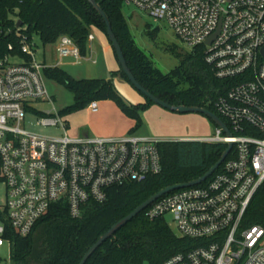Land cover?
Here are the masks:
<instances>
[{
  "label": "built area",
  "instance_id": "built-area-1",
  "mask_svg": "<svg viewBox=\"0 0 264 264\" xmlns=\"http://www.w3.org/2000/svg\"><path fill=\"white\" fill-rule=\"evenodd\" d=\"M167 23L191 48L203 45L204 61L225 92L213 102L230 134L215 125L199 142L229 143L221 165L200 184L170 191L144 209L149 220L169 216L168 226L193 246L157 264H264V226H242L247 207L264 182V0H123ZM18 49L0 54V211L14 232L30 234L51 204L65 203L72 217L82 206L102 203L107 189L140 182L161 170L156 136H71L54 109L37 44L17 32ZM211 38L210 43L207 39ZM89 33L87 40H92ZM59 58L80 62L82 54L67 34L54 41ZM50 102L37 111L29 102ZM96 101L88 107L96 110ZM26 110L38 112L36 124L61 135L26 130ZM230 155V156H229ZM229 156V157H228ZM228 157V158H227ZM0 247L9 241L3 236ZM151 264V263H144Z\"/></svg>",
  "mask_w": 264,
  "mask_h": 264
},
{
  "label": "trees",
  "instance_id": "trees-1",
  "mask_svg": "<svg viewBox=\"0 0 264 264\" xmlns=\"http://www.w3.org/2000/svg\"><path fill=\"white\" fill-rule=\"evenodd\" d=\"M96 1L108 16L132 75L146 90L166 103L205 107L215 113L213 102L226 87L204 61L203 45L183 55L176 54L180 64L163 74L135 47L125 23L123 0ZM17 20L21 21L18 27ZM90 29H99L106 35L101 16L87 0H0V54L6 52L8 43L18 49L17 32L28 39L36 35L42 44L53 43L58 36L67 34L77 44L80 54H85ZM44 74L55 78L73 95V102L60 114L82 109L91 101L110 99L135 121V130L141 124V112L153 104L145 97L143 104L124 101L113 83L118 74L130 84L120 68L108 79L77 80L57 67H49ZM157 148L161 160L158 173L140 182L109 187L107 198L102 203L86 202L79 217H72L65 203L56 202L37 220L30 234L21 236L13 231L5 213L0 211L3 236L10 243L9 264H77L88 247L112 224L157 190L201 177L219 160L226 145L186 139L159 142ZM257 223L264 226V182L256 190L241 224ZM192 243L178 236L164 217L149 220L143 210L106 239L84 264H157L174 253L189 250Z\"/></svg>",
  "mask_w": 264,
  "mask_h": 264
},
{
  "label": "rangeland",
  "instance_id": "rangeland-1",
  "mask_svg": "<svg viewBox=\"0 0 264 264\" xmlns=\"http://www.w3.org/2000/svg\"><path fill=\"white\" fill-rule=\"evenodd\" d=\"M122 8L128 32L131 39H133L135 47L141 51L144 56L151 61L152 65L161 73L166 74L168 71L180 64L181 60L176 56V54L183 55L191 50V47L188 46L186 42L177 38L170 26L164 21L155 19L154 17L148 15L147 12L136 8L133 5L123 4ZM98 32L100 31H93V33H96L97 35L99 34ZM89 33H91V29L89 30ZM33 37L38 48L36 58L39 60V58H41L40 53L42 50H45L47 56L49 49L52 48V45H50V43L42 44L36 35H33ZM84 66L85 63L82 62V64L80 63L79 65H75L74 69L82 70L84 69ZM44 78L46 89L52 98L54 109L57 111L62 110L66 107V105L71 103L73 95H71L66 86L50 76L44 75ZM127 84L130 89L139 93L128 82ZM115 89L123 96L124 93H129L126 89L123 90L122 87L119 86H117V88L115 87ZM139 94L143 96L141 93ZM152 105L151 113L149 112L147 121H145L144 124L160 136H165L167 138L190 136V139H193L211 136L215 133V125L203 113L201 114L193 111L178 113L170 109H165L155 103ZM29 106L37 111H49L52 108V104L50 102L48 103L41 100L29 102ZM153 109L156 110L153 111ZM215 114H217L216 111ZM38 115V112L26 110V116L23 121V126L26 130L31 132L34 131L44 136L62 134V131L59 128L50 126L42 127L37 125L36 119ZM62 120L64 121L65 129H67V123L65 122L66 120L64 116ZM67 133L69 134L68 129ZM4 201V191L1 186L0 202L3 203ZM165 218L170 220L169 216H166ZM171 228L175 230L173 226H171ZM9 256V247L6 244L1 245L0 264H9Z\"/></svg>",
  "mask_w": 264,
  "mask_h": 264
},
{
  "label": "crops",
  "instance_id": "crops-1",
  "mask_svg": "<svg viewBox=\"0 0 264 264\" xmlns=\"http://www.w3.org/2000/svg\"><path fill=\"white\" fill-rule=\"evenodd\" d=\"M94 30L100 31L99 29H91L93 39L90 41L86 40L87 49L85 54H82V59L80 62H75L71 57L59 58L56 53L55 42L50 43V45H52V48L49 49V53L47 56L45 50H42V52L40 53L41 58H39V60L47 65L46 69H48L49 67H57L64 72L66 71L72 78L77 80H81L82 78H110L111 73L116 72L120 68L118 59H116L111 44L110 42H108L106 35L101 31L98 32L99 34L97 35L96 33H93ZM82 62L85 63L84 69H74L75 65H79L80 63L82 64ZM45 70L43 71V78L45 75ZM113 83L114 87L117 88V86H119L122 87L123 90L126 89L127 92H129L128 94L124 93V96L120 93L127 104L134 105L145 103V98L139 93L130 89L127 81H125V79L118 74H116L113 78ZM72 102L73 98L71 100V103ZM96 102L97 105L95 111H91L89 109L88 103L82 109L66 112V114H60L62 118L63 116L65 117V122L67 123L66 126L71 136L90 135L97 137H118L128 134H137L150 137L156 136L168 140L190 139V136L180 138H167L165 136H160L159 134L155 133L150 127L146 126V124L144 123L145 121H147L149 112L151 113V106H153L152 104L141 112V124L138 128H135V130H133L135 121L126 116V114L122 110H120L112 100L101 99L100 101ZM155 110L156 109H153V111ZM60 111L61 110H58V112Z\"/></svg>",
  "mask_w": 264,
  "mask_h": 264
},
{
  "label": "water",
  "instance_id": "water-1",
  "mask_svg": "<svg viewBox=\"0 0 264 264\" xmlns=\"http://www.w3.org/2000/svg\"><path fill=\"white\" fill-rule=\"evenodd\" d=\"M88 3L92 6L93 9L98 12V14L101 16L105 29H106V37L108 42H110L111 47L113 49V52L115 54L116 59H118L119 67L124 73V75L127 77L128 81L130 82L131 86L134 87L139 93H141L145 98L149 99L153 103L165 108V109H170L172 111H176L178 113H185L189 111L193 112H198V113H203L206 115L213 124L221 127L223 131L226 134H230L226 124L223 123L221 118H219L214 112L210 111L208 108L205 107H198V106H189V105H175V104H170L166 103L163 100L159 99L157 96H155L152 92H149L146 90L135 78V76L132 75L126 59L124 58L120 43L117 41L113 30L112 26L110 25L109 19L105 11L100 7L99 3L96 0H87ZM21 21L17 20L16 26H20ZM212 37H209L207 39V43H210ZM187 140H196V139H187ZM232 147V144L229 143L227 147L221 152L220 157L212 166H210L204 173L201 175V177L193 180H189L187 182H182V183H173L170 184L169 186H165L156 192H154L151 196H149L146 200L142 201L135 207L130 213L125 215L124 217L120 218L117 222L112 224L106 231L94 242L92 243L87 251L83 254L81 259L78 261L77 264H84L87 260V258L97 249L99 246H101L104 241L111 236L114 235L115 232H117L120 227H122L124 224L129 222L132 218L136 217L137 214H139L141 211H143L145 208H147L150 204L154 202V200L158 199L159 197L169 193L172 190L179 189V188H185L187 186L191 185H196L200 184L201 182H204L206 178H208L220 165L221 163L225 160L224 158L228 154Z\"/></svg>",
  "mask_w": 264,
  "mask_h": 264
}]
</instances>
